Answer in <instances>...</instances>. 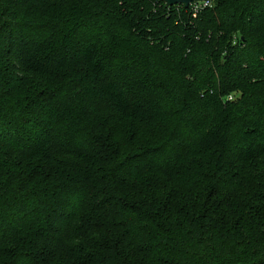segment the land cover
<instances>
[{
    "label": "trees",
    "instance_id": "1",
    "mask_svg": "<svg viewBox=\"0 0 264 264\" xmlns=\"http://www.w3.org/2000/svg\"><path fill=\"white\" fill-rule=\"evenodd\" d=\"M193 15L0 0V264H264V0Z\"/></svg>",
    "mask_w": 264,
    "mask_h": 264
},
{
    "label": "water",
    "instance_id": "2",
    "mask_svg": "<svg viewBox=\"0 0 264 264\" xmlns=\"http://www.w3.org/2000/svg\"><path fill=\"white\" fill-rule=\"evenodd\" d=\"M161 3H163L166 7H172V6H181L184 9H187L191 4H197L202 3L205 0H159Z\"/></svg>",
    "mask_w": 264,
    "mask_h": 264
},
{
    "label": "built area",
    "instance_id": "3",
    "mask_svg": "<svg viewBox=\"0 0 264 264\" xmlns=\"http://www.w3.org/2000/svg\"><path fill=\"white\" fill-rule=\"evenodd\" d=\"M212 0H205L202 3H197V4H191L192 5V11L194 13L193 16H195L199 11H201L204 8L210 7ZM231 98H229L230 100Z\"/></svg>",
    "mask_w": 264,
    "mask_h": 264
}]
</instances>
